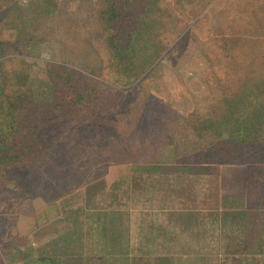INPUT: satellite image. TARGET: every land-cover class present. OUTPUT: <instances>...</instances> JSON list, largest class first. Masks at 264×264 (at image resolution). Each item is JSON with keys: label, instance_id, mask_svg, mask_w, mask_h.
Listing matches in <instances>:
<instances>
[{"label": "rangeland", "instance_id": "obj_1", "mask_svg": "<svg viewBox=\"0 0 264 264\" xmlns=\"http://www.w3.org/2000/svg\"><path fill=\"white\" fill-rule=\"evenodd\" d=\"M107 3L0 0V264H264V0Z\"/></svg>", "mask_w": 264, "mask_h": 264}, {"label": "trees", "instance_id": "obj_2", "mask_svg": "<svg viewBox=\"0 0 264 264\" xmlns=\"http://www.w3.org/2000/svg\"><path fill=\"white\" fill-rule=\"evenodd\" d=\"M107 9H104V14L105 16V21H106V33L107 35L112 34L111 36L116 35V31L114 30V23L116 20L122 18L125 16L124 12L125 9L123 7H118V5L115 3V0H107ZM103 13V9H102ZM151 13L150 9L143 10L142 14L140 15V20L133 25V27L128 30V32L125 35L132 34L140 37V35L145 32L144 27L146 25L145 22L143 21H150V16L149 14ZM154 22L153 20L147 25L149 28L151 23ZM150 31V28H149ZM144 39V36L141 38V40ZM253 106H256V104H253ZM231 105H228V108H230ZM261 108L258 107L254 108L249 112L250 113V118L243 117V120H240V125L239 126H234L233 130L228 129V124H231L233 127V124L238 123V116H234L231 119H227L226 121H221L220 123H217L216 126H212L210 124H207L208 127H214V129H217L216 131L219 134V138L224 136V132H226V135L229 138L236 137L237 142H239V145H241L242 153L246 154V157L250 158H256L258 156L257 152L259 150H255L257 145L260 143H264V115L261 112ZM196 127V126H195ZM236 133L237 136L235 134ZM204 138V137H203ZM255 146L253 150L251 148ZM35 153V150L32 152ZM256 161V160H255ZM2 163V161H0ZM260 197H264V192H261Z\"/></svg>", "mask_w": 264, "mask_h": 264}, {"label": "crops", "instance_id": "obj_3", "mask_svg": "<svg viewBox=\"0 0 264 264\" xmlns=\"http://www.w3.org/2000/svg\"><path fill=\"white\" fill-rule=\"evenodd\" d=\"M54 244V243H53ZM70 245L69 246H71V248L73 249V248H75V246L76 245H74V241H71L70 243H69ZM118 246H115V245H113V247L114 248H116L117 247V249L116 250H118V249H120V248H128V244H123V243H120V242H118V243H116ZM55 245V244H54ZM106 243H104V249H106ZM111 256H113L112 257V259H114L113 260V263H111V264H122V256L120 255V257H119V254L117 255V254H115V251L112 253V254H110ZM71 258V257H70ZM73 258L74 259H72L71 261H66L64 258H63V256L62 255H60V257H59V259H61L60 260V263L61 264H82V260H84L83 258L82 259H78V258H81V257H78L77 255H73ZM98 263V262H97ZM110 264V263H109Z\"/></svg>", "mask_w": 264, "mask_h": 264}]
</instances>
